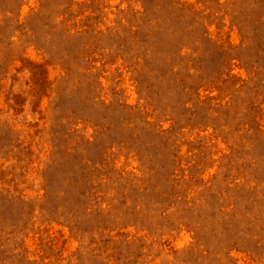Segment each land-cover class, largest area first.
Wrapping results in <instances>:
<instances>
[{
    "label": "rangeland",
    "instance_id": "1",
    "mask_svg": "<svg viewBox=\"0 0 264 264\" xmlns=\"http://www.w3.org/2000/svg\"><path fill=\"white\" fill-rule=\"evenodd\" d=\"M0 264H264V0H0Z\"/></svg>",
    "mask_w": 264,
    "mask_h": 264
}]
</instances>
